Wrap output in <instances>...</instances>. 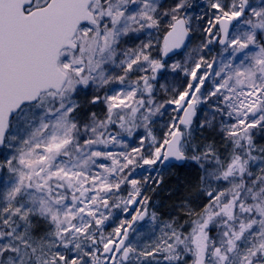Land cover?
I'll return each instance as SVG.
<instances>
[{
    "label": "snow or ice",
    "instance_id": "1",
    "mask_svg": "<svg viewBox=\"0 0 264 264\" xmlns=\"http://www.w3.org/2000/svg\"><path fill=\"white\" fill-rule=\"evenodd\" d=\"M260 140L264 0H0V264H264Z\"/></svg>",
    "mask_w": 264,
    "mask_h": 264
},
{
    "label": "trees",
    "instance_id": "2",
    "mask_svg": "<svg viewBox=\"0 0 264 264\" xmlns=\"http://www.w3.org/2000/svg\"><path fill=\"white\" fill-rule=\"evenodd\" d=\"M203 135L212 138L214 134L206 131L203 133ZM197 136L198 138L200 137L199 132H197ZM259 142L264 144V140H260ZM185 175L186 173H182L181 177L183 178ZM166 179V184L162 188L157 189L156 194L153 196L150 195L152 197L151 203H156L163 221H168L174 217H179V222L183 224L188 219V217L185 216L180 210L179 204L184 200L198 203V193L186 181L182 180V182L178 184L176 177H168Z\"/></svg>",
    "mask_w": 264,
    "mask_h": 264
},
{
    "label": "rangeland",
    "instance_id": "3",
    "mask_svg": "<svg viewBox=\"0 0 264 264\" xmlns=\"http://www.w3.org/2000/svg\"><path fill=\"white\" fill-rule=\"evenodd\" d=\"M195 43H197V41L195 40V38H194V40H193V44H195ZM211 55V54H210ZM176 59H180V57H178V56H172V58L169 60V63H172L174 60H176ZM3 151V150H2ZM157 191V190H156ZM156 191L155 192H152L151 190H149L146 194L147 195H154V194H156ZM155 203V202H154ZM153 203V204H154ZM156 204V203H155ZM119 218H124V217H122L119 213H117V221L116 222H118V219ZM148 221L146 220V221H144L142 224H140L139 226H137L141 231H145L146 230V228H147V225H148ZM112 226H114V223H110V225H109V227H108V231H111V227ZM161 227H162V225H160ZM159 233L157 232V235H158Z\"/></svg>",
    "mask_w": 264,
    "mask_h": 264
},
{
    "label": "flooded vegetation",
    "instance_id": "4",
    "mask_svg": "<svg viewBox=\"0 0 264 264\" xmlns=\"http://www.w3.org/2000/svg\"><path fill=\"white\" fill-rule=\"evenodd\" d=\"M143 222H144V221H143ZM143 222H141L140 224H142ZM140 224H139V225H140ZM139 225H138V226H139Z\"/></svg>",
    "mask_w": 264,
    "mask_h": 264
},
{
    "label": "water",
    "instance_id": "5",
    "mask_svg": "<svg viewBox=\"0 0 264 264\" xmlns=\"http://www.w3.org/2000/svg\"><path fill=\"white\" fill-rule=\"evenodd\" d=\"M174 56V55H173Z\"/></svg>",
    "mask_w": 264,
    "mask_h": 264
}]
</instances>
